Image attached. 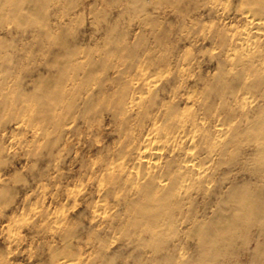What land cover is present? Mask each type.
Here are the masks:
<instances>
[{
    "label": "clouds",
    "instance_id": "9594fccd",
    "mask_svg": "<svg viewBox=\"0 0 264 264\" xmlns=\"http://www.w3.org/2000/svg\"><path fill=\"white\" fill-rule=\"evenodd\" d=\"M0 264H264V0H0Z\"/></svg>",
    "mask_w": 264,
    "mask_h": 264
}]
</instances>
